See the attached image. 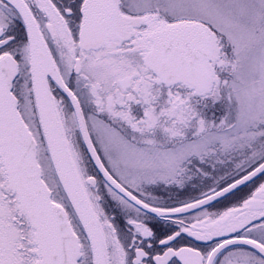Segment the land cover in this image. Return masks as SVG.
Returning <instances> with one entry per match:
<instances>
[{"label":"snow or ice","instance_id":"snow-or-ice-1","mask_svg":"<svg viewBox=\"0 0 264 264\" xmlns=\"http://www.w3.org/2000/svg\"><path fill=\"white\" fill-rule=\"evenodd\" d=\"M0 264H264V0H0Z\"/></svg>","mask_w":264,"mask_h":264}]
</instances>
